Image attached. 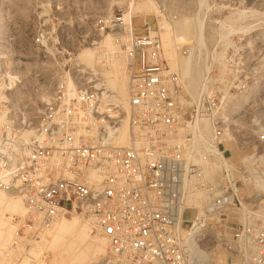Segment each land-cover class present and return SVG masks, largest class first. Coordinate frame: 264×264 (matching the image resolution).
<instances>
[{"label":"built area","instance_id":"2783aa9c","mask_svg":"<svg viewBox=\"0 0 264 264\" xmlns=\"http://www.w3.org/2000/svg\"><path fill=\"white\" fill-rule=\"evenodd\" d=\"M4 20L0 192L19 196L26 211L12 245L15 254L32 259L34 242L61 219L77 216L106 242L102 264H199L188 255L185 231L203 241L220 223L231 226L230 240H220L225 251L239 264H264V218L254 211L264 196L262 157L254 150L245 157L249 160L233 162L223 144L230 127L223 114L231 91L240 92V86L230 77L218 78L219 62L234 71L232 57L218 42L202 49L179 46L183 57L204 60L197 68L198 97L187 102L181 75L165 58L157 22L154 28L146 19L132 26L123 11L100 15L91 34H80L66 55L99 48L110 34L126 61V105L106 103L108 93L104 96L87 74L71 69L76 91L55 80L30 113L17 94L38 81L41 69L23 73L22 50L1 33ZM53 37L56 31L48 21H38L25 50L46 58ZM204 122L208 133L199 145ZM124 128L127 143L120 145ZM256 144L264 148V131L257 133ZM215 149L221 151L220 165L207 177ZM245 189L251 190L249 196ZM244 209L251 213L246 223L228 221L227 213Z\"/></svg>","mask_w":264,"mask_h":264},{"label":"rangeland","instance_id":"374dc122","mask_svg":"<svg viewBox=\"0 0 264 264\" xmlns=\"http://www.w3.org/2000/svg\"><path fill=\"white\" fill-rule=\"evenodd\" d=\"M144 1L0 0V19H5L2 24L1 33L7 38L6 41H13L16 50H22L21 62L25 65L23 73H25L26 68H31L32 72L41 69L39 74L37 73L40 76L37 79L38 81H32L25 87L27 92L29 91L38 97L43 96L53 81L59 80L57 76L59 65L66 66V71H70L73 68V62L81 52H79L80 50H75L71 56H67L66 53L74 51V45L80 34L87 36L91 34L92 22L96 17L113 11H123L125 16L131 3L141 4ZM150 1L157 5L156 7L159 12L171 24L175 32V39L178 36H190L188 44L197 45L199 43L201 49L204 47L208 48L218 42L219 46H222V50L225 53H229L232 57L234 71L231 73L229 70H226V75L223 74L222 77L218 71V77L220 76L223 80L230 77L231 82L240 86V92L231 91L225 109L226 114L229 112L233 98L245 94L252 88L256 89L253 97L245 103L239 112L230 113L227 117L230 124L228 129L229 134L227 133L229 145L225 144V147L231 151L233 162L250 156L256 150L257 157H262L260 159H262L263 163L260 165L264 170V148L256 144L257 133L264 131V0ZM135 19L136 16L134 15L128 23L133 26ZM146 20L151 21L152 27H155L154 23L157 21L154 16H148ZM38 21H48L51 32L56 31V37H53L51 45H49V49L52 50L55 56H52L50 53L49 56L43 58L34 51L29 52L25 50V45L34 33ZM137 24H140V22ZM197 24L200 25L197 26ZM187 27H189V30L187 34L183 35ZM196 27L198 29L200 27L201 29V40L198 39L200 34L194 32V29H197ZM62 31L63 33H61ZM85 48L91 49L92 47ZM196 59L198 62H193V64L196 65V68H199L204 64V60L199 55ZM196 59L194 60L196 61ZM35 63L41 65V67L33 69ZM84 73L89 75L86 71ZM89 78L96 77L89 75ZM96 80L98 81L97 78ZM98 82L100 83V81ZM186 96L185 99L188 100L186 101L192 102V97L187 93ZM126 100L125 102H127ZM40 103V99L38 98L37 100H33V106L36 111ZM243 193L245 196H249L251 190L245 189ZM254 211L259 217L264 218V196L255 205ZM232 213L238 214L239 212L233 211ZM20 220L15 217L14 223L18 224ZM228 227L220 223L216 226L215 231L210 232L205 240L198 243V250L208 254V259L213 264H239V260L219 246L221 244L220 240H230L227 235L231 233ZM32 249L33 247L30 248V251ZM30 251L29 255L32 259L24 258L21 253L15 254L12 252L10 253L11 255L9 254L10 256L5 254L3 258H0V264H22L23 262H27L28 264L39 262L40 264H55L52 257L53 253L47 247L38 256L32 255ZM196 254L198 253L192 254V252H189L188 254L193 262L199 260ZM103 258L104 256L102 258L99 257L98 261L94 264H102ZM3 259L7 262L4 263ZM201 263L204 264L203 261L199 260V264Z\"/></svg>","mask_w":264,"mask_h":264},{"label":"bare ground","instance_id":"6f19581e","mask_svg":"<svg viewBox=\"0 0 264 264\" xmlns=\"http://www.w3.org/2000/svg\"><path fill=\"white\" fill-rule=\"evenodd\" d=\"M156 6L157 5L150 0H145L141 4L131 3L127 9L125 19L128 22L132 20L135 15L136 19L134 24H137L138 22L145 20L148 16H154L156 18L159 29L158 32L161 36L165 50V58L168 61L170 69L180 73L185 92L192 97V100L195 101L201 89V73L196 68V65L193 64L194 60L192 55L189 57H183L179 52V46L182 44H188L190 41V36L185 37L184 35L187 34L189 27L185 28L183 32L184 36H178L175 39V32L173 31L171 24L166 21L165 17H163ZM198 25L200 24H197V26ZM200 30L201 29L199 27V29H194V32L200 34L198 39L201 40L202 37ZM106 36V38L104 36L105 39L103 38L104 40H102L99 48L81 49L79 51L81 53L73 62L72 69L77 68L82 72L86 71L90 76H95L98 81H100L99 83L96 78H91L93 79L96 87L104 90V96L106 95L105 93H108V95L104 97L105 100L106 98L109 100L106 101V103L112 102L113 105H124L126 103L125 100L128 97V78L126 74L125 57L113 43V40L111 39L112 36ZM175 40L177 41L175 42ZM197 45L199 46L200 44L197 43ZM51 54L55 56L52 52ZM218 64L219 75L222 77L223 74L226 75V70L228 71V69H226L222 62H219ZM39 67H41V65L35 63V67H33V69H39ZM27 69L29 70L31 68ZM28 72L29 71H27L25 75ZM57 76L61 81H64L67 84L69 90L76 91L72 84L71 72L64 70L62 65H59ZM220 76L218 78L222 81L223 79H221ZM255 92L256 89L252 88L245 94L233 98L228 114L224 111L223 117L226 119L230 113H234L236 111L239 112L245 103L253 97ZM114 94L115 96H113ZM17 97L18 102L26 103L28 105L27 107H29L30 113L36 112L33 106V100H37L38 98L41 102L43 99V96L38 97L29 91L19 93L17 94ZM202 126L203 127L200 131L201 135L198 139L199 145L205 143V137L208 133L207 123L204 122ZM228 140L229 136L226 134L223 144L229 145ZM126 143L127 132L126 128H124L119 139V144L126 145ZM220 153L221 151L216 149L214 150L216 162L209 166L206 172L207 177L217 174L221 160ZM246 160H249V158ZM194 203L196 204L197 202ZM25 212L24 204L19 196L0 192V258H3L5 254L9 255L13 252L12 245L19 225V223H14L15 217L22 220ZM226 215L229 221L246 223L249 220L251 213L244 209L238 214L227 213ZM227 235L228 238H230V235ZM200 241L201 239L197 238V235L193 234L192 231H185L184 242L189 247L192 254H195V252L198 253L196 256L200 261H203L204 264H213L211 260L208 259V254L198 250V243ZM32 245L33 246L31 247H33V249L30 252H32V255L34 256H38L40 252L45 251L46 247L49 251H52L53 262L55 264H94L98 261V258H102L106 252V242L97 235L93 236L88 222L76 216H72L69 219H61L55 223L54 226L40 238V240L34 242ZM219 246L223 247L222 245ZM4 260L5 259L2 261ZM5 262L7 261H4V263ZM23 263L28 264L27 262ZM36 264H40V262Z\"/></svg>","mask_w":264,"mask_h":264}]
</instances>
